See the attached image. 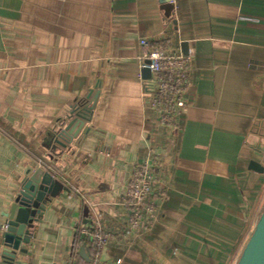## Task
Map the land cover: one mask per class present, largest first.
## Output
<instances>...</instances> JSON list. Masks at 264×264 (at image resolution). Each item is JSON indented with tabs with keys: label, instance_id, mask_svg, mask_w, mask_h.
Listing matches in <instances>:
<instances>
[{
	"label": "crops",
	"instance_id": "0c3cea01",
	"mask_svg": "<svg viewBox=\"0 0 264 264\" xmlns=\"http://www.w3.org/2000/svg\"><path fill=\"white\" fill-rule=\"evenodd\" d=\"M144 39L188 58L175 128L146 103ZM83 105L90 120L58 157ZM147 159L164 165V198L133 229L121 201ZM251 161L264 166V0H0V264L6 214L38 167L70 192L19 264H83L94 222L111 234L103 264H237L264 210Z\"/></svg>",
	"mask_w": 264,
	"mask_h": 264
},
{
	"label": "built area",
	"instance_id": "2783aa9c",
	"mask_svg": "<svg viewBox=\"0 0 264 264\" xmlns=\"http://www.w3.org/2000/svg\"><path fill=\"white\" fill-rule=\"evenodd\" d=\"M146 52L141 57V68L149 69L152 84L147 88L146 103L157 115L160 124L175 128L180 110L185 107V93L188 89V58L169 51L164 45L154 46L144 39L141 42ZM149 61V63H147ZM164 165L158 160L147 159L136 165L128 191L121 204L131 213L130 225L139 226L143 214L153 215L149 203L163 199L160 189L161 174ZM83 244L89 249L90 260L83 264H103L102 255L111 239V234L98 222L91 223L81 230Z\"/></svg>",
	"mask_w": 264,
	"mask_h": 264
},
{
	"label": "water",
	"instance_id": "95a60500",
	"mask_svg": "<svg viewBox=\"0 0 264 264\" xmlns=\"http://www.w3.org/2000/svg\"><path fill=\"white\" fill-rule=\"evenodd\" d=\"M183 46L187 47L186 44ZM142 73L146 79L151 78L149 69H142ZM88 110L90 111L89 116L84 113ZM92 110L93 106L83 105L70 123L60 128L56 137V143L60 147H55V154H59L57 153L59 150L61 152L58 157L63 156V150L69 148L84 128L85 123L90 120ZM249 169L264 173V166L257 161H251ZM61 192H70V189L50 170L38 167L27 173L10 212L6 214L7 221L2 226L4 264H19L18 255L27 253L24 246L30 245L35 239L37 225ZM81 256L88 262L90 260L89 249L81 247ZM237 264H264V210Z\"/></svg>",
	"mask_w": 264,
	"mask_h": 264
},
{
	"label": "trees",
	"instance_id": "16d2710c",
	"mask_svg": "<svg viewBox=\"0 0 264 264\" xmlns=\"http://www.w3.org/2000/svg\"><path fill=\"white\" fill-rule=\"evenodd\" d=\"M83 110V109H82ZM87 110V109H86ZM89 112V113H88ZM88 112H84L87 116H89L90 115V111L88 110ZM92 112V111H91ZM79 243H77L78 244V247H80L81 246V242L80 241H78Z\"/></svg>",
	"mask_w": 264,
	"mask_h": 264
}]
</instances>
